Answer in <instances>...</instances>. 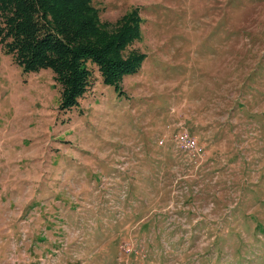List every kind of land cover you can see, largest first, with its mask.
I'll list each match as a JSON object with an SVG mask.
<instances>
[{
    "label": "rangeland",
    "instance_id": "1",
    "mask_svg": "<svg viewBox=\"0 0 264 264\" xmlns=\"http://www.w3.org/2000/svg\"><path fill=\"white\" fill-rule=\"evenodd\" d=\"M92 6L139 10L120 92L60 111L0 44V264H264V0Z\"/></svg>",
    "mask_w": 264,
    "mask_h": 264
},
{
    "label": "trees",
    "instance_id": "2",
    "mask_svg": "<svg viewBox=\"0 0 264 264\" xmlns=\"http://www.w3.org/2000/svg\"><path fill=\"white\" fill-rule=\"evenodd\" d=\"M141 23L137 8L114 24L102 23L92 0H0V44L24 72H53L60 111L78 106L92 66L119 92L122 79L139 72L146 55L123 50L139 40Z\"/></svg>",
    "mask_w": 264,
    "mask_h": 264
},
{
    "label": "built area",
    "instance_id": "3",
    "mask_svg": "<svg viewBox=\"0 0 264 264\" xmlns=\"http://www.w3.org/2000/svg\"><path fill=\"white\" fill-rule=\"evenodd\" d=\"M181 148L186 152V155H189L190 153L193 155L194 153H192V152L197 147L195 145V142H194L193 138L186 137L184 139V142L181 143Z\"/></svg>",
    "mask_w": 264,
    "mask_h": 264
}]
</instances>
